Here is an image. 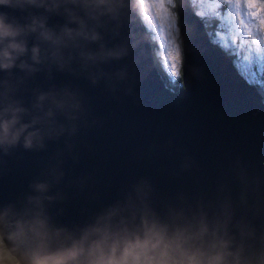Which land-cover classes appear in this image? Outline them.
<instances>
[{"label": "clouds", "instance_id": "1", "mask_svg": "<svg viewBox=\"0 0 264 264\" xmlns=\"http://www.w3.org/2000/svg\"><path fill=\"white\" fill-rule=\"evenodd\" d=\"M144 7L0 0V161L63 142L23 192L0 198V264H264V174L239 162L204 190L162 191L141 176L68 213L88 186L65 169L89 121L80 82L131 92L148 40Z\"/></svg>", "mask_w": 264, "mask_h": 264}, {"label": "water", "instance_id": "2", "mask_svg": "<svg viewBox=\"0 0 264 264\" xmlns=\"http://www.w3.org/2000/svg\"><path fill=\"white\" fill-rule=\"evenodd\" d=\"M183 39L182 84H166L148 40L142 46L139 75L129 93L102 86L85 89L89 121L65 160L69 180L88 182L85 192L70 196L69 215L84 206L111 200L129 181L150 176L162 191L212 187L239 162L264 174V90L238 72L226 51L212 43L191 0H176ZM63 142L45 152H24L0 161V198L23 192ZM188 161L191 167L181 171Z\"/></svg>", "mask_w": 264, "mask_h": 264}, {"label": "snow or ice", "instance_id": "3", "mask_svg": "<svg viewBox=\"0 0 264 264\" xmlns=\"http://www.w3.org/2000/svg\"><path fill=\"white\" fill-rule=\"evenodd\" d=\"M226 11L217 12L219 3H202L198 17L214 15L219 29L212 43L237 59L234 65L247 82L256 80L252 67L264 72V0H222ZM146 27L158 42V62L168 82L177 86L181 78L182 44L179 11L176 0H144ZM182 88L183 85H180Z\"/></svg>", "mask_w": 264, "mask_h": 264}, {"label": "rangeland", "instance_id": "4", "mask_svg": "<svg viewBox=\"0 0 264 264\" xmlns=\"http://www.w3.org/2000/svg\"><path fill=\"white\" fill-rule=\"evenodd\" d=\"M194 2V4L196 5L197 9H198V12L201 11V4L202 3H219L220 4V7H218L216 9L217 12H220V13H223L226 11V7L224 6L222 0H192ZM222 7V8H221ZM224 8H225V11H224ZM223 9V10H222ZM173 11L175 12V10L173 9ZM203 18H208V19H213V20H217L219 21L214 15H208L206 17H203ZM220 23V21H219ZM218 31V30H217ZM216 31V32H217ZM151 33V32H150ZM151 36L153 38V34L151 33ZM154 39V38H153ZM180 39L181 37L179 36L178 37V43L180 42ZM154 41H156L154 39ZM156 43L158 44V42L156 41ZM182 63H183V52H182ZM237 59V58H236ZM181 69H182V65H181ZM180 69V71H181ZM252 71H254L256 73V80L252 83L256 84L257 86L261 87L264 89V72H261L259 66H253L252 67Z\"/></svg>", "mask_w": 264, "mask_h": 264}, {"label": "trees", "instance_id": "5", "mask_svg": "<svg viewBox=\"0 0 264 264\" xmlns=\"http://www.w3.org/2000/svg\"><path fill=\"white\" fill-rule=\"evenodd\" d=\"M196 8H197V7H196ZM221 8H222V7H221ZM222 10H223V9H222ZM224 11H225V8H224ZM203 20H204V24H205V26H206V28H207L208 34H209L211 40H213V39H214V36H215V33H216V31L218 30V28H219V27H216V26H217V25H220V23H219V21H217V20L208 19V18H203ZM150 36H151V34H150ZM151 40H152V44H153V47H154V52H155L156 57H157V63H158V65H159V62H158V55H157V53H158V50H157L158 45H157L156 41H154V39H153L152 37H151ZM230 55H231V54H230ZM231 56L233 57V59H235V56H233V55H231ZM159 66H160V65H159ZM160 68H161V67H160ZM161 72L163 73V71H161ZM162 75H163V78H164L166 84H168L169 88H172V89H174L175 91H176V90H180V91H181V90L183 89V87H182V88L180 87V85H183V84H182V75H181V78L177 81V86H176V87H173V86L168 82V80H167V78H166V76H165L164 73H163ZM0 255H6V254L3 252L2 249H0Z\"/></svg>", "mask_w": 264, "mask_h": 264}, {"label": "flooded vegetation", "instance_id": "6", "mask_svg": "<svg viewBox=\"0 0 264 264\" xmlns=\"http://www.w3.org/2000/svg\"><path fill=\"white\" fill-rule=\"evenodd\" d=\"M176 3H177V1H176ZM175 11H176V9H174Z\"/></svg>", "mask_w": 264, "mask_h": 264}]
</instances>
